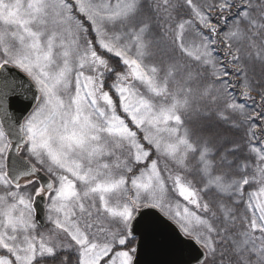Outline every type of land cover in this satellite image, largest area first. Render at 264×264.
<instances>
[{"label": "snow or ice", "instance_id": "snow-or-ice-1", "mask_svg": "<svg viewBox=\"0 0 264 264\" xmlns=\"http://www.w3.org/2000/svg\"><path fill=\"white\" fill-rule=\"evenodd\" d=\"M0 264H264V0H0Z\"/></svg>", "mask_w": 264, "mask_h": 264}]
</instances>
